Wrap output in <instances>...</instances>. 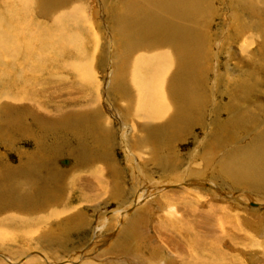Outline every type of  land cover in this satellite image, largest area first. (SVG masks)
<instances>
[{
	"label": "rangeland",
	"instance_id": "rangeland-1",
	"mask_svg": "<svg viewBox=\"0 0 264 264\" xmlns=\"http://www.w3.org/2000/svg\"><path fill=\"white\" fill-rule=\"evenodd\" d=\"M74 1L66 0L57 11H68L66 5ZM124 4L126 0H82L83 20L78 28L85 48L82 56L63 49L57 61H44V67L37 72L33 60L46 52L38 50L35 41L34 48L26 51L30 53L26 59H32L31 66L12 60L27 70L28 76L40 81L36 87L43 86L47 92L27 102L17 98L9 84L12 75L3 77L7 89L4 92L0 85V174L5 173L9 179L8 188H3L2 193L20 197L16 175L29 177L22 174L23 170L28 172L24 162L31 155H44L54 172L52 185L64 191L57 197L64 201L75 220L80 214L87 220H83L79 229L59 235L62 237L54 234L42 238L33 233L30 238L16 230L17 226L25 229L21 218L14 216L21 211L20 206L1 200L0 241L5 244L0 242V264H50L55 260L60 264L70 260H74L72 264H203L204 259L214 264H264V178L256 180L257 187L249 183L239 186L231 181L234 177L222 171L227 168L225 160L233 152L255 147L264 150V140L261 141L264 137V0H205L204 9L197 8L199 11L195 9L185 15L187 22L183 20V26H190L193 33L189 46L178 41L171 49L177 52L179 61L176 72L181 74L186 70L185 76L191 73L192 100L184 101L190 109L180 108L179 101L173 107L176 113L181 109L188 115L190 111L191 121L187 124L181 121L180 128L173 116L166 117L165 122L164 118L134 117L133 111L123 104L126 98L121 86L123 62L131 55L121 47V31L117 28ZM31 17L33 27H46L50 23L49 27L52 26L49 17L39 14ZM167 28L171 32L176 27ZM162 39L156 38L166 45ZM23 60L20 57V63ZM78 61L91 62V71L88 70L92 72V84L86 83L84 73L75 77L71 64ZM15 85L23 82L18 80ZM20 107L22 114L16 112ZM57 107L63 108L64 113L89 116L92 122L89 126L95 132L89 127L87 133L78 137L72 128L49 132L35 123V119L39 121L47 116L53 127ZM164 126L165 134L151 136L157 129L163 131ZM102 128L107 130L103 136ZM167 129L171 130L170 134ZM22 130L31 133H21ZM147 133L150 145L147 142L143 145L135 136L144 137ZM137 143L143 146V154L136 148ZM206 152L213 153L208 156ZM73 180L78 183L75 190ZM117 184L121 188L116 191ZM82 189L93 195L85 201L76 199L78 190ZM131 223L136 229L130 236ZM53 225L58 227L55 222ZM187 232L193 238H185ZM136 238H140L137 244ZM47 252L58 258L49 259ZM200 253H207L208 259Z\"/></svg>",
	"mask_w": 264,
	"mask_h": 264
},
{
	"label": "bare ground",
	"instance_id": "bare-ground-1",
	"mask_svg": "<svg viewBox=\"0 0 264 264\" xmlns=\"http://www.w3.org/2000/svg\"><path fill=\"white\" fill-rule=\"evenodd\" d=\"M74 2H75L74 4L72 3L71 5H66L68 6L67 8L69 9L68 10L66 8L69 11L68 12V11H62V10L57 11V9L60 6H64L66 4V0H0V72H1L0 73V85L2 86L4 92H5V89H7V85H6L7 82L4 81L3 77L7 75H12V79L10 80L9 84L16 91L15 94H18L17 98L22 97L27 102H29L30 100H32V98L38 97V95H41L44 92H47L46 89L44 90L43 86L36 87L37 85L41 84L40 81L39 80L37 81L33 77L31 78L30 76H28V71L20 67V65H27L28 67L31 66L32 59L30 60L26 59V56L30 55V53L26 51L34 48L35 41H38L37 49L44 50L46 52V53L38 55L36 57V60H33V66L37 72H39L42 69V67H44L42 65L44 61L45 62H50V60L52 62H54L55 60L57 61V58L60 57V52H63V49H71L72 51H74L75 55L79 54L80 56H82L84 54L83 50H85V48L83 44V38H81L82 31L78 29L80 28L79 25L81 24V21L83 20V17L80 12V7L82 6V0H75ZM126 4L123 5L124 7L122 6V8H120L121 11L118 15V18H119L118 20L120 22L117 21L119 22L118 23L119 26L117 28L119 31H121V37H119L121 38V45H122L121 47L126 48V50L128 51L127 53L131 54L129 57L125 58L126 62H123L124 63V73H122L123 77L121 78V84H122L121 86L123 88L122 92L124 93L126 97L125 98L126 101L124 100L123 104L126 106V108L133 111L134 117L138 116V117L144 118L145 116H148L147 118L150 117L151 119L164 118L163 120L165 122L167 118H171L173 116L174 123L178 127L181 121L183 120L185 121L186 124L189 123V121H191L190 119L192 118L191 115L189 114L190 111L188 112V115H187V111L184 112L181 109L178 113H176L173 107H177L175 102L179 101L180 103L179 107L180 106L188 107L190 109L189 107L190 105L188 106L189 103H186V106H185L184 101L187 100L189 102L190 100H192L190 99L191 97L190 93L192 91H191V88H189L190 83H191V80L189 79L191 73L185 76L186 70L181 72V74L176 72V67L179 64L178 63L179 61L177 60V54H176L177 52H173L172 50L173 48L176 47L175 44L179 43L178 41H180V43H183V44H187V43L189 44V40L193 36V33H192V30H190V26L189 27L183 26L184 17L188 11L192 12V11H195V9L197 8L202 9L205 6V0H141V1L126 0ZM3 14H6V16H4ZM35 14L42 15L45 18L49 17L53 22L52 26L49 27L51 25L50 23V25L46 27L45 26L33 27L34 22L33 23L31 22V18H32L31 16H34ZM27 16L29 17V19ZM171 20L173 22H171ZM186 20L184 21L187 22ZM169 25H171L172 27L175 26L176 28L175 29L172 28L174 30L170 32L169 29L167 28V26ZM154 32L157 34H155ZM199 36L201 37V32ZM156 38H163L161 41L162 42L163 40L166 41V45L164 44L165 42L164 43L158 42L159 40H156ZM155 42H156L155 44L156 47L154 46ZM167 43L169 45H167ZM159 45L163 47L165 46L167 47H165L164 49L162 48L160 50V48H158L160 47ZM175 50L177 51L178 49H175ZM183 50H186V49H183ZM135 51L136 52L140 51V52L135 53ZM46 54H48V56L45 58ZM20 57L24 59L23 61H21V63H20ZM14 59L20 65L16 64L15 61H12ZM199 63H200V60H199ZM193 64L191 65L193 66ZM88 68L91 71V62L89 64V63L78 61V62L71 64V69H73V71L76 73L75 77L77 78L80 77L81 75L80 72L84 73L82 75H84L83 76L84 79L87 78L86 83L90 82L92 84V79H91L92 72H89ZM18 80L19 82H23V85H15V84H18ZM33 88H35V90H31ZM17 89H20V92H18ZM50 97H47V98H50ZM13 98L15 97L13 96ZM195 98H196V95H195ZM17 109L18 110H16V112L19 114L21 113V111H23L21 107ZM57 109H58V113H57L58 116H56V121L54 122L55 124L53 123L54 126L52 125L53 127L50 126L51 122L48 120L49 117L47 116L46 118L45 117L42 118L40 116L41 120L36 121L35 119V123H38L39 127H43V128L46 127L47 128L46 131H49V132H51L53 129L57 131V130H60V128L61 129L72 128V131H74L73 132L74 135L78 137H82L85 133H87V131H89V129L87 128H89L91 126V125L89 126V124L92 123L91 120L89 119V116H85V115L81 116L75 112L64 113L65 110L61 107H57ZM27 112L29 111L27 110ZM180 114H183V116L181 117ZM185 115H187V117ZM99 121L95 123L100 124ZM167 121L169 122V119ZM16 126H17V123H16ZM135 126L137 125L135 124ZM141 127H143V125ZM90 128L93 129L92 127ZM163 129H164L163 131H159V129H157V132H155L154 134H151V136H155L160 133L165 134L166 127ZM102 130L104 131L102 132ZM102 130L100 132L101 136H103L105 132L107 131L104 128H102ZM141 130H144V129L141 128ZM170 131L167 129L168 134H170L169 133ZM21 133H26L30 135L29 133L31 132L27 130L23 132L22 130ZM134 134L135 133L133 132L132 135ZM99 135L98 137H100ZM106 136H108V134ZM135 137L138 138L137 140L142 142L141 144H143L144 142H147L148 143L147 145H150L149 142L151 139L148 137V133L144 134V137L142 136V134L141 136H135ZM263 140H264V137L261 138V141ZM143 145H145V143ZM136 148H140L143 154L144 148L142 145H138L137 143ZM255 148L250 149V151L247 149H245L246 151L244 149L242 151L238 150L237 152H233L232 155H229L227 160H225V163H227L226 165L227 168L226 169L223 168L224 170L222 169V171L225 174H227L228 177L235 178V179L230 178L231 181L235 185L242 186L246 184L248 185L249 183L250 186L252 185L254 187H257L254 184L256 180H263L264 178V150L262 149L263 147L262 148L255 147ZM148 150L150 149H148L147 147V151ZM212 153L213 152H210L209 155H212ZM147 156H150V155H147ZM208 156H205L204 158H207ZM143 158H147L146 155H144ZM49 162L46 160L44 155L40 157H34L33 155H31L29 156L28 160L24 162V165H25L24 169L27 170L28 172L23 170L22 174L24 176H29V177L18 178L19 176L16 175V178H17L16 186H18L19 188L18 193L20 194V197L19 196L18 197L9 196L11 194L7 195L5 191H4L5 194L2 193L3 188L5 190L8 188L6 187L7 186L6 180L8 176H6L5 173L0 174V195H1L0 201L2 200L4 202V201L9 200L11 202H14L13 204L20 206V208L15 206L14 210H17L18 208L21 211H18V213H16L18 215H14V214L13 215L17 216V218L18 217L21 218L22 222L20 223H22L25 226V229H22V230L19 229L21 226L16 227V230H18L22 236L30 235V238H31V235H33V233L35 234L37 233V237L39 236L42 238L45 237V235L47 237L48 236L53 237L54 234L57 235L58 237H62L59 235H63L65 231L73 232V230H77L80 227H82L81 226L82 222L84 219H86V216H83V215L81 216V214L79 213L80 218L75 220L72 213L71 215H69V210H66L67 208H65V205L63 203L64 201L62 202L60 200V197H57L61 195L60 192H64V191H62L63 189H59L60 186L52 185L53 178H54V172H52L50 165L48 166ZM242 169H244V171ZM192 172H198V171H192ZM256 172H258L259 174H257ZM2 177H5V178H2ZM12 177L14 178L13 175ZM68 177H69V174L67 176V180H66L67 182H68ZM28 178H31L33 180L31 179L28 180ZM72 184H73L74 190L78 188L77 182L74 181ZM9 187H12V186L9 185ZM35 187L37 188L35 189ZM120 188H121V185L117 184L116 191L119 190ZM84 190L83 189L81 191L78 190L76 199H80L81 201L83 199H84L83 201L89 199V196L91 195L90 191L88 190L84 191ZM73 195H75L74 192H73ZM169 196L172 198L173 195L168 194V197ZM73 200L74 199H72V202ZM21 206L23 209L21 208ZM0 218L3 220V216H0ZM9 219L11 220L12 218H9ZM12 220H14V218ZM5 221L8 222V219H5ZM54 222L58 225L59 228L58 227L54 228V225H53ZM12 224L14 225V222ZM16 224L18 223L16 222ZM22 224H19V225H22ZM84 225L85 223H83V226ZM160 226L162 228L163 224ZM129 228L131 229L130 230L131 231L130 236H131V234L135 231L134 228L136 229L135 224L131 223ZM18 231H16V233ZM30 231H33V232H30ZM201 234H203V232ZM214 234L215 233H213L212 235ZM184 235H185L184 236L185 238H193V236L191 237L192 233L191 235H189L187 232ZM216 238H220V237L217 236ZM0 240H2V238H0ZM139 240L140 238H136L135 243L138 242ZM221 240L222 239H220V242ZM0 242H4V241H0ZM192 243L193 245L195 244V239H193ZM133 246L135 247V245ZM195 246L196 245H194V247ZM217 252L218 250H216V253ZM218 253L222 254L221 251H219ZM49 254L47 252L49 259L58 258V256L57 255L55 256V254L52 252H51V256ZM41 255L43 258H47V256H44L43 254ZM201 255L205 256L203 258L208 259L207 253H204ZM2 258H5L7 259V261H9V259L4 255H2ZM72 263H74V260H70L69 263L67 264H72ZM50 264H60V263H58V260H55L54 263H50ZM88 264H92V263H88ZM203 264H214V263H212L209 259L208 260L204 259Z\"/></svg>",
	"mask_w": 264,
	"mask_h": 264
},
{
	"label": "water",
	"instance_id": "water-1",
	"mask_svg": "<svg viewBox=\"0 0 264 264\" xmlns=\"http://www.w3.org/2000/svg\"><path fill=\"white\" fill-rule=\"evenodd\" d=\"M124 134H126V131H124V133H123V135H122V141H123V142H125V139H126Z\"/></svg>",
	"mask_w": 264,
	"mask_h": 264
}]
</instances>
